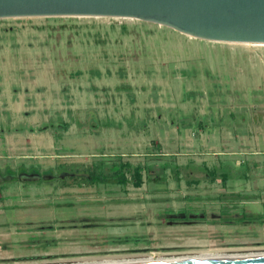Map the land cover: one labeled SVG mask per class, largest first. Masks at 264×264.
Here are the masks:
<instances>
[{"label":"rangeland","instance_id":"1","mask_svg":"<svg viewBox=\"0 0 264 264\" xmlns=\"http://www.w3.org/2000/svg\"><path fill=\"white\" fill-rule=\"evenodd\" d=\"M124 163L163 172L0 182V264L264 248V44L0 18V171Z\"/></svg>","mask_w":264,"mask_h":264},{"label":"water","instance_id":"2","mask_svg":"<svg viewBox=\"0 0 264 264\" xmlns=\"http://www.w3.org/2000/svg\"><path fill=\"white\" fill-rule=\"evenodd\" d=\"M28 16H107L133 18L171 28L195 38L264 44V0H0V18ZM87 172L32 167L4 169L0 182L34 181ZM47 264H264V250L218 253L43 260Z\"/></svg>","mask_w":264,"mask_h":264},{"label":"trees","instance_id":"3","mask_svg":"<svg viewBox=\"0 0 264 264\" xmlns=\"http://www.w3.org/2000/svg\"><path fill=\"white\" fill-rule=\"evenodd\" d=\"M143 170L146 174L148 172H152L154 175L160 176L163 172V167L161 166H141L139 164L131 165V164H121L117 168L115 167H108L107 169L97 171L93 167H74V166H64L63 164H59L55 167V176H57L58 171H65V172H87L88 177L86 175L77 174L78 178L82 180L84 184L90 183H108V182H115V183H126L130 182L132 184L137 183L139 181V172ZM125 172L129 175L125 177ZM76 175V176H77ZM71 176V175H69ZM54 179L59 182V184L63 182L62 179L59 177H54ZM71 182V181H70ZM74 182V180H73ZM245 219L249 218V216L241 215ZM177 217V214L171 215V218ZM237 221H240L239 219Z\"/></svg>","mask_w":264,"mask_h":264},{"label":"crops","instance_id":"4","mask_svg":"<svg viewBox=\"0 0 264 264\" xmlns=\"http://www.w3.org/2000/svg\"><path fill=\"white\" fill-rule=\"evenodd\" d=\"M241 162H248V161H241ZM59 165V164H58ZM57 166V165H56ZM55 166V167H56ZM55 167H54V169H53V171L55 172ZM237 169H236V175H238V177L239 178H243V177H245V175L247 176V174H246V172H248L249 171V168H251V165L250 164H245V165H241V166H238V167H236ZM5 169H8V168H5ZM8 170H10L14 175H16L17 174V170H18V168H16L15 170H11V169H8ZM3 172H4V170H2V171H0V174H3ZM37 174V173H36ZM248 175L250 176V174L248 173ZM37 176H41V175H39V174H37ZM38 179H40V178H38ZM24 181H26V180H24ZM49 182V181H48Z\"/></svg>","mask_w":264,"mask_h":264},{"label":"bare ground","instance_id":"5","mask_svg":"<svg viewBox=\"0 0 264 264\" xmlns=\"http://www.w3.org/2000/svg\"><path fill=\"white\" fill-rule=\"evenodd\" d=\"M264 250V248H243V249H237V250H229L228 251H210V252H198V253H218V252H239V251H261ZM197 252H191V253H185V254H196ZM184 254V253H182ZM40 264H47V263H40Z\"/></svg>","mask_w":264,"mask_h":264}]
</instances>
